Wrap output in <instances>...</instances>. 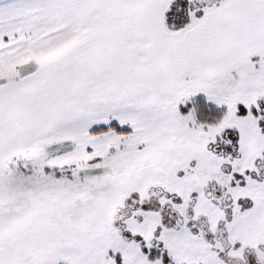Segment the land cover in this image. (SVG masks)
I'll use <instances>...</instances> for the list:
<instances>
[{
    "label": "snow or ice",
    "instance_id": "6c2138e0",
    "mask_svg": "<svg viewBox=\"0 0 264 264\" xmlns=\"http://www.w3.org/2000/svg\"><path fill=\"white\" fill-rule=\"evenodd\" d=\"M0 264H264V0H0Z\"/></svg>",
    "mask_w": 264,
    "mask_h": 264
}]
</instances>
